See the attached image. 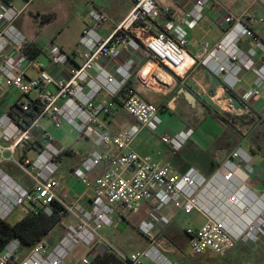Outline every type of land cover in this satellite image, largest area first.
I'll use <instances>...</instances> for the list:
<instances>
[{
  "label": "built area",
  "instance_id": "built-area-1",
  "mask_svg": "<svg viewBox=\"0 0 264 264\" xmlns=\"http://www.w3.org/2000/svg\"><path fill=\"white\" fill-rule=\"evenodd\" d=\"M130 1V12L106 39L98 30L110 22L108 14L97 8L89 12L92 24L83 31L80 40L85 49L83 63L67 73L70 55L55 44L42 45L40 52L47 58L48 65L26 54V38L15 25L20 12L10 0H0V90H12L27 98L17 103L22 112H31V100L38 109L29 123L22 119L17 122L11 109L1 107L0 103V220L7 221L16 208L26 204L35 207V214L51 215L54 203L62 206L61 216L74 220L56 247L48 252L47 244L42 241L30 250L21 264H63L80 245L89 251L104 248L123 264H144V261L178 264L167 255L168 241L163 235L171 224L164 214L169 208L186 215H208L199 229L185 230L191 256L210 252L224 257L237 243L264 237L262 214L240 234L234 235L208 213L209 207L224 200L236 203V196L227 194L237 173L245 170V181L254 173L253 159L247 152L239 148L231 154L219 172L221 182L218 185L195 168L178 174L170 164L154 162L132 149L143 129L156 133L161 125L159 108L144 102L128 87L134 60L116 69L121 81L106 71L96 79L90 77L99 61L116 62L123 51L142 52L177 82H185L195 67L202 66L222 79L226 91L236 88L243 71H251L256 81L241 97L242 104L247 106L250 100L261 96L264 88V57L260 64L254 61L257 50L264 54V43L217 0H168L173 4L186 1L190 5L178 21L171 20L174 9L163 6L161 0ZM209 8L214 10L215 16L221 17L224 37L214 47L203 43L202 50L193 55L187 49L190 34ZM163 16L168 19L166 22H161ZM245 37L253 39L255 49L248 52L240 49L239 44ZM85 87L89 88L88 93ZM103 91L110 101L97 102V95ZM32 93L36 94L35 98L30 97ZM216 102L221 106V99ZM118 108L124 110L134 124L127 130L113 132L102 118L112 115ZM44 119L56 130L68 125L81 139L90 135L97 149L115 150L113 154L96 150L75 170L76 178L85 187L87 203L82 198L68 200L57 194L59 163L65 148L56 144L53 136L42 127ZM160 140L177 154L187 144L188 137L164 134ZM33 145L37 146L33 159L24 155L16 159L20 150ZM5 163L13 164L31 184L23 186L6 174ZM241 212L247 217L251 210L246 206ZM130 218H139L136 227L148 247L142 252L124 254L111 245L102 232L116 230ZM21 246L18 239L9 243L0 254V264H11L20 254ZM93 259L88 254L80 264H91Z\"/></svg>",
  "mask_w": 264,
  "mask_h": 264
},
{
  "label": "crops",
  "instance_id": "crops-1",
  "mask_svg": "<svg viewBox=\"0 0 264 264\" xmlns=\"http://www.w3.org/2000/svg\"><path fill=\"white\" fill-rule=\"evenodd\" d=\"M103 1H105L106 7L105 5L99 7L93 4L89 7L87 16H76L78 13H75L76 15L72 16L69 21L72 29L71 27H63L61 30L55 32L51 39L42 37L38 33L32 31V28L37 27V19L35 18V16L37 17V0H10V3L20 12V17L15 23L16 28L25 36L26 44H31L38 49L39 56L36 59L48 65L47 58L41 53L42 45L47 43L55 44L70 55V64L67 67V73H71L83 63L82 56L85 49L81 47L80 40L83 31L92 24L89 12L97 8L108 14L110 22L101 26L98 30V34L106 39L115 26L127 16L132 8L130 0ZM217 1L230 13L239 18L241 22L264 43V14H237L221 1ZM167 2L169 1L166 0V3L162 1V4L163 6H170L174 9L175 15L171 18V20L174 21H178L190 7L186 1L178 4L169 2V5ZM15 3H17V6ZM212 8L206 11L202 21L190 34L187 49L189 53L193 55L202 50L203 43H208L210 47H214L224 37L221 17L215 16ZM167 20L168 19L163 16L161 22H166ZM71 21L73 23H70ZM239 47L243 52L255 49L253 39L248 37L241 40ZM119 49L122 50V47H119ZM263 57L264 54L257 50L254 61L260 64ZM130 59L134 60V64L128 87L130 86V88H133L144 102L157 106L160 110L161 118V125L158 127L156 133H152L146 129L141 131L132 144V149L135 152L141 156L151 158L154 162L170 164L178 174H184L189 169L195 168L200 171L207 180H211L216 185L221 182V177L219 175L221 168L229 160L231 154L239 148L243 149L252 157L255 167L259 163L262 164L263 161L256 150L244 141H240L234 131L229 134L227 138H224L227 129L230 127L229 125L222 123L211 114H208L207 110L205 118L202 119L203 111L201 106L199 107L197 105H202L203 102L210 103L216 108H221L224 105L227 106L226 109L230 113H240L241 115L243 113H251L264 119V88L261 96L250 100L244 110L235 111L230 101L225 98L226 90L224 89L222 79L214 76L206 68L197 66L193 69L190 77L185 82H177L169 75L165 74L151 60L146 58L142 52L134 53L132 51H123L122 57L116 62L99 61L90 72V77L96 79L102 71H106L113 74L118 81H121L122 77L117 74L116 69L119 66H125ZM256 78L253 72L243 71L238 77V85L230 92L241 101L242 95L254 86ZM183 90H187L195 97V105H191L187 101L185 94L182 92ZM88 92L89 88L85 87V93ZM218 99H221V106H218V102H216ZM21 101H23V99L19 93L12 90H0L1 107L5 106L11 109L16 103H20ZM96 101L108 102L110 101V97L103 91L101 94L97 95ZM195 108L197 116H195L193 112ZM102 121L113 132L127 130L134 124V120L121 108H118L112 115L102 118ZM41 125L53 136L56 144L63 146L59 139L56 138V132L51 131L50 128H53V126L48 120H42ZM64 128L68 130L71 129L68 125H65ZM164 134H181L188 137V142L181 152L173 154L160 140L161 136ZM80 140L84 142L87 148L83 153L79 154L73 147L65 148L64 155L59 163L58 178L60 184L57 189V194L68 200L82 198V201L87 203L88 199L84 197L85 187L76 178L75 170L81 165L82 161L94 151L100 150L108 154H113L115 150L106 147L97 149L94 144V139L90 135L85 139L80 138ZM36 153L37 146L33 145L31 148L20 150L16 159L20 160L23 155L29 159H33ZM63 167H65L66 170L61 172ZM3 170L23 186H29L31 184L30 180L24 177L13 164L5 163L3 165ZM245 175V170H239L230 186V193L228 192L229 194H227V196H236L235 204H230L227 200H224L220 204L218 203L213 207H209L208 210L210 216L222 223L226 229L234 235L240 234L258 215H264V173L256 172L250 175L247 181H245ZM62 181L65 182V185L62 184ZM246 206L250 208L251 212L247 217H244L240 215V212ZM164 214L170 218V226L175 222L183 224V217L192 216V224L185 227L186 229H199L206 223L208 216L199 213L186 215L182 212L174 211L172 208L165 210ZM138 222L139 218L136 219L134 225L126 222L128 227L123 223L116 230H105L104 232L108 234L104 235L105 233L102 232V235L105 238L110 237L114 239L111 235L115 233L125 234L130 228L137 230L136 226ZM61 224L63 225V231L58 239H51V232L44 240L48 246V252L59 244L65 235L66 228L69 225H73L74 220L67 217L63 219ZM114 241L116 240L114 239ZM245 247L246 246H243V244L239 242L224 258L209 261L207 264H250L251 260L247 257L248 252H246ZM29 253L30 251H20V254L11 264H21L28 257ZM89 254L97 258L98 256L106 254V250L97 247L90 251ZM189 257L194 261L206 258V256L199 257L191 255ZM169 258L180 264L181 262L185 263L187 256L183 253L178 258ZM65 261L63 264H66Z\"/></svg>",
  "mask_w": 264,
  "mask_h": 264
},
{
  "label": "rangeland",
  "instance_id": "rangeland-1",
  "mask_svg": "<svg viewBox=\"0 0 264 264\" xmlns=\"http://www.w3.org/2000/svg\"><path fill=\"white\" fill-rule=\"evenodd\" d=\"M19 1V0H18ZM166 3V0H162ZM229 8H231L237 14L246 13V15H259L264 14V0H219ZM104 6L106 7L105 1L103 0H37V27L32 28L34 33H38L42 37L52 38L53 34L63 27H71L69 21L72 16H87L89 7L91 5ZM169 5V2H167ZM17 6V3H15ZM76 13V14H75ZM52 23V24H51ZM70 23H73L72 21ZM50 25V26H49ZM72 29V27H71ZM39 36V37H40ZM36 96L35 93L31 94V98ZM23 101H27V98H22ZM202 109V119L206 116V108L203 105L198 104ZM223 107V109H222ZM217 107L218 110L228 114V121L230 127L227 129V133L224 138H227L229 134L233 131L237 135L240 141H244L251 147H253L256 152L260 155L262 161L264 162V119L251 113H230L226 109L227 106ZM197 108V107H196ZM196 108L194 114L197 116ZM227 110V111H226ZM44 122V121H43ZM64 128V127H63ZM52 132H56V138L59 139L60 143L64 148H75L80 154L87 150L84 142L80 140V135L73 129L56 130L54 127L50 128ZM32 156V155H31ZM69 161V160H68ZM258 164L256 167L253 164L254 173L260 172L264 173V163ZM66 170L65 167L61 169V172ZM65 185V182L62 181ZM29 209H33V206L26 204L25 206H20L16 208L12 214L9 216L6 222L10 224H16L20 222L27 214ZM195 214V213H194ZM242 215V212H240ZM192 216L183 217V224L177 222L173 223L169 228L163 233L164 237L167 239L168 244L166 246V252L169 257H179L183 253L187 256V259L180 264H207L209 261L215 259H222L215 254H209L205 259H198L196 261L192 260L189 256L191 255L188 246V239L185 232V227L192 224ZM137 218H130L127 220L128 223L134 225ZM126 225V223H125ZM127 226V225H126ZM128 227V226H127ZM63 231V225L59 224L51 233L50 238L58 239ZM103 233H105L103 231ZM108 234V233H107ZM106 233L104 235H107ZM114 239L106 238L111 245H113L118 251L124 254H131L136 252H142L148 247L147 241L140 235L138 230L130 228L126 233H115L111 235ZM257 241H249L247 243H242L246 246L245 250L247 257L251 260L250 264H264V237L260 236ZM50 240V239H49ZM253 251H251V250ZM244 250V251H245ZM90 251L84 246L80 245L75 248L69 257L66 259V264H79L80 260L89 254ZM106 253H110L106 250ZM144 264H150L144 261Z\"/></svg>",
  "mask_w": 264,
  "mask_h": 264
},
{
  "label": "trees",
  "instance_id": "trees-1",
  "mask_svg": "<svg viewBox=\"0 0 264 264\" xmlns=\"http://www.w3.org/2000/svg\"><path fill=\"white\" fill-rule=\"evenodd\" d=\"M26 54L31 58H37L39 56L38 49L31 45L26 44ZM130 87V86H129ZM32 110L30 113L22 112L19 104H15L11 108V115L19 122L22 119L24 122L29 123L31 119L37 115V105L35 101L31 100ZM203 107L206 108L208 114L221 121L222 123L229 125L228 115L221 110H218L212 104L203 102ZM35 207H33L34 209ZM33 209L27 211L26 216L16 224H10L6 221L0 220V254L14 239L20 240L22 246L21 251H30L36 244L45 240V238L62 223L64 217L60 215L62 206L58 203L53 204V213L46 215L42 212L35 214ZM208 256V255H207ZM206 256V257H207ZM225 257V256H224ZM222 257V258H224ZM91 264H123L116 259L114 254L106 253L104 255L94 258Z\"/></svg>",
  "mask_w": 264,
  "mask_h": 264
},
{
  "label": "water",
  "instance_id": "water-1",
  "mask_svg": "<svg viewBox=\"0 0 264 264\" xmlns=\"http://www.w3.org/2000/svg\"><path fill=\"white\" fill-rule=\"evenodd\" d=\"M186 98H187V101L191 104V105H195V97L190 93L188 92L187 90H183L182 91ZM225 98L230 101L231 103V106L233 107V109L235 111H242L245 109V106L242 104V102L239 100V98L237 96H235L234 94H232L230 91H226L225 93ZM210 252H206L205 254H202L200 255L201 257H205L207 255H209ZM199 256V257H200Z\"/></svg>",
  "mask_w": 264,
  "mask_h": 264
}]
</instances>
